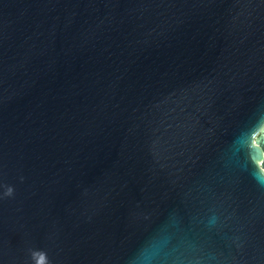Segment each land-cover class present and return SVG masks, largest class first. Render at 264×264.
Segmentation results:
<instances>
[{
  "label": "water",
  "instance_id": "1",
  "mask_svg": "<svg viewBox=\"0 0 264 264\" xmlns=\"http://www.w3.org/2000/svg\"><path fill=\"white\" fill-rule=\"evenodd\" d=\"M0 264H264V0H0Z\"/></svg>",
  "mask_w": 264,
  "mask_h": 264
}]
</instances>
